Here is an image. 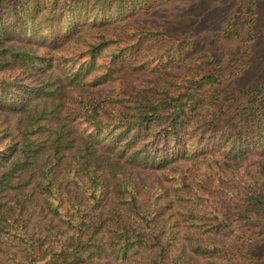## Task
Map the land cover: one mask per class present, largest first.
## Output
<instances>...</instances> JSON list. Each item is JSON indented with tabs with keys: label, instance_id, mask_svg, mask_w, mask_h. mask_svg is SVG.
<instances>
[{
	"label": "trees",
	"instance_id": "obj_1",
	"mask_svg": "<svg viewBox=\"0 0 264 264\" xmlns=\"http://www.w3.org/2000/svg\"><path fill=\"white\" fill-rule=\"evenodd\" d=\"M109 6L0 0V264H166L172 207L187 227L264 241L250 172L264 170V83L202 113V93L235 72L105 95L123 56L99 30ZM189 240L193 253L217 251Z\"/></svg>",
	"mask_w": 264,
	"mask_h": 264
},
{
	"label": "rangeland",
	"instance_id": "obj_2",
	"mask_svg": "<svg viewBox=\"0 0 264 264\" xmlns=\"http://www.w3.org/2000/svg\"><path fill=\"white\" fill-rule=\"evenodd\" d=\"M249 3L250 0H110L102 16L112 21L99 30L107 38L118 40L115 49L122 50L123 56L115 67V79L103 94L123 99L119 95L122 85L145 96H151L154 87L175 93L182 77L235 72L215 90L202 93L198 111L202 113L240 90L263 84L264 0H252V6ZM143 31H159L164 36L143 38L139 35ZM243 63L246 66L240 71ZM17 66L10 64L11 69ZM260 130L264 147L263 123ZM258 154L264 158L261 150ZM208 157L220 158L217 152ZM250 172L264 193V170L260 173L252 168ZM133 177L138 184V178ZM167 194L173 200L170 190ZM165 214L163 228L170 227L174 238L166 264H264V241L242 243L208 227H187L174 207ZM190 234L217 251L193 253L188 246Z\"/></svg>",
	"mask_w": 264,
	"mask_h": 264
}]
</instances>
